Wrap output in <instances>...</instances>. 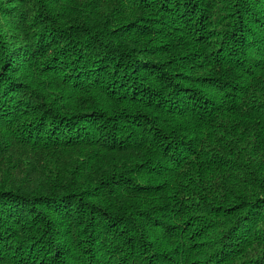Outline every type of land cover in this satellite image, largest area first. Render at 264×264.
I'll return each instance as SVG.
<instances>
[{
  "label": "trees",
  "instance_id": "16d2710c",
  "mask_svg": "<svg viewBox=\"0 0 264 264\" xmlns=\"http://www.w3.org/2000/svg\"><path fill=\"white\" fill-rule=\"evenodd\" d=\"M0 264H264V0H0Z\"/></svg>",
  "mask_w": 264,
  "mask_h": 264
}]
</instances>
